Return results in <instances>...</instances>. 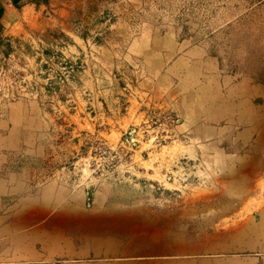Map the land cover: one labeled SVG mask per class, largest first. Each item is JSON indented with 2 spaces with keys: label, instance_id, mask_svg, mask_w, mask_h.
<instances>
[{
  "label": "rangeland",
  "instance_id": "374dc122",
  "mask_svg": "<svg viewBox=\"0 0 264 264\" xmlns=\"http://www.w3.org/2000/svg\"><path fill=\"white\" fill-rule=\"evenodd\" d=\"M102 236L263 264L264 0H35L0 32V264Z\"/></svg>",
  "mask_w": 264,
  "mask_h": 264
},
{
  "label": "crops",
  "instance_id": "0c3cea01",
  "mask_svg": "<svg viewBox=\"0 0 264 264\" xmlns=\"http://www.w3.org/2000/svg\"><path fill=\"white\" fill-rule=\"evenodd\" d=\"M34 1L35 0H0V32L8 29V27L20 16V11L32 6ZM261 245L262 246L257 251L259 256L254 259L260 260L264 264V243ZM89 251L92 252L91 259H94V261L89 264H122L119 261H108L112 258V254H116L115 258L117 259H127L126 252L120 250V248L117 249V251L111 249L110 240L104 238V236L95 237L94 243Z\"/></svg>",
  "mask_w": 264,
  "mask_h": 264
}]
</instances>
